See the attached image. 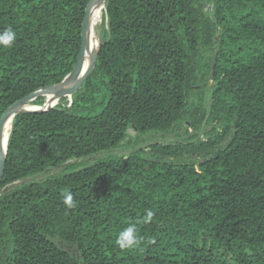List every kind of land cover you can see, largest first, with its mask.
I'll return each instance as SVG.
<instances>
[{"label": "trees", "instance_id": "trees-1", "mask_svg": "<svg viewBox=\"0 0 264 264\" xmlns=\"http://www.w3.org/2000/svg\"><path fill=\"white\" fill-rule=\"evenodd\" d=\"M89 2L0 0V33H16L0 45V117L72 71ZM103 8L96 63L81 87L11 121L0 264H264V0ZM200 82L209 105L188 112ZM185 119L210 126L207 139L114 153L129 126L166 132ZM129 225L143 239L122 250L116 239Z\"/></svg>", "mask_w": 264, "mask_h": 264}, {"label": "rangeland", "instance_id": "rangeland-1", "mask_svg": "<svg viewBox=\"0 0 264 264\" xmlns=\"http://www.w3.org/2000/svg\"><path fill=\"white\" fill-rule=\"evenodd\" d=\"M102 7V11H103ZM204 12L210 14L211 4H205ZM101 22V20H100ZM99 22V24H100ZM96 35V33H95ZM202 81V80H201ZM48 98V97H47ZM27 105H30L27 103ZM209 105L208 91L204 88L203 82H200L196 88H194L190 94L188 102V112L196 109V107H202L205 109ZM34 106V105H30ZM210 126L205 125L200 130L192 129L188 123V120H182L175 124V126L166 132H155L150 131L146 133H139L132 126H129L126 131V136L124 140L120 143V146L114 150V153L117 155H126L133 149H147V147L154 143L159 144H169L175 141L184 142L187 140H206L208 137L207 132L209 131ZM193 160L200 159V156H194ZM57 169H50L47 172L39 175L36 179H42L45 175L53 174L58 171Z\"/></svg>", "mask_w": 264, "mask_h": 264}, {"label": "water", "instance_id": "water-1", "mask_svg": "<svg viewBox=\"0 0 264 264\" xmlns=\"http://www.w3.org/2000/svg\"><path fill=\"white\" fill-rule=\"evenodd\" d=\"M105 1L106 0H98V3L101 4L103 7ZM93 4H94V0H90L88 6L86 8V11H85V15H84L83 23H82L81 49H80V53L78 56V60L75 64V66L73 67L72 71L70 73H68L60 83L55 84V85H51V86H47V87H44V88L37 90L33 93H30L29 95L25 96L24 98L20 99L16 103L9 106L1 115V117H0V178H1L2 173H3L4 161L6 158V150H7L8 137L5 138V150L3 151L4 129H5L7 121L10 120V127H11V121H12L14 115L21 110H44V109H48V108L54 106L55 104H57L58 101L63 97H67L70 100L72 95L81 87L83 82L91 74V72L94 68V65L96 63L99 42L97 44L96 49L93 52L89 53L88 63L86 65V67L81 71V73H79L71 81H66L68 76L73 73V71L75 70V68H76V66L80 60L81 53L83 50V40L85 38L86 32H88V30H89V12H90V9H91ZM211 77H212V75H210V78ZM209 84H210V80H209ZM42 95L46 96V97H50L49 104L46 103L45 106H32L31 108L26 107L27 103L31 102L36 97H39ZM47 101H48V98H47Z\"/></svg>", "mask_w": 264, "mask_h": 264}, {"label": "bare ground", "instance_id": "bare-ground-1", "mask_svg": "<svg viewBox=\"0 0 264 264\" xmlns=\"http://www.w3.org/2000/svg\"><path fill=\"white\" fill-rule=\"evenodd\" d=\"M102 5L98 3V0H94V4L92 5L89 12V30L86 32L85 38L83 40V50L81 53L80 60L71 75L68 76L66 81H71L74 77H76L81 71L86 67L88 63V55L90 52H93L98 44V38L95 35V27L99 24L102 18ZM98 27V26H97ZM101 34V32H100ZM27 108H31L32 106L26 105ZM10 131V120L7 121L5 129H4V145L3 151L5 150V138L8 137Z\"/></svg>", "mask_w": 264, "mask_h": 264}, {"label": "clouds", "instance_id": "clouds-1", "mask_svg": "<svg viewBox=\"0 0 264 264\" xmlns=\"http://www.w3.org/2000/svg\"><path fill=\"white\" fill-rule=\"evenodd\" d=\"M16 38V33L11 29H6L2 33H0V45L5 47H10L11 44L14 42ZM63 203L68 207H74L73 203V196L70 192H66L63 194ZM154 213L152 211H148L145 216L146 221H151L153 218ZM143 237H139L136 233V228L134 225H129L127 228L122 230L117 239L116 245L124 250V249H131L134 246H137Z\"/></svg>", "mask_w": 264, "mask_h": 264}]
</instances>
